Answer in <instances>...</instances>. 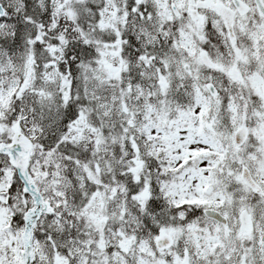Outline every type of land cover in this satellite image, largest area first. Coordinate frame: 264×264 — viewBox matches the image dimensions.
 Wrapping results in <instances>:
<instances>
[{"label": "snow or ice", "instance_id": "1", "mask_svg": "<svg viewBox=\"0 0 264 264\" xmlns=\"http://www.w3.org/2000/svg\"><path fill=\"white\" fill-rule=\"evenodd\" d=\"M0 264H264V0H0Z\"/></svg>", "mask_w": 264, "mask_h": 264}]
</instances>
